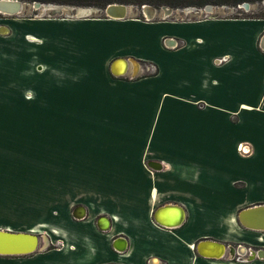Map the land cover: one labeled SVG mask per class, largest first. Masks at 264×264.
<instances>
[{
	"label": "crops",
	"instance_id": "obj_1",
	"mask_svg": "<svg viewBox=\"0 0 264 264\" xmlns=\"http://www.w3.org/2000/svg\"><path fill=\"white\" fill-rule=\"evenodd\" d=\"M168 16L0 13V230L40 236L0 264H264L196 249L264 243V17Z\"/></svg>",
	"mask_w": 264,
	"mask_h": 264
},
{
	"label": "water",
	"instance_id": "obj_2",
	"mask_svg": "<svg viewBox=\"0 0 264 264\" xmlns=\"http://www.w3.org/2000/svg\"><path fill=\"white\" fill-rule=\"evenodd\" d=\"M27 2L23 0H0V13H5V14H16L22 12V10L25 8ZM242 5L244 7H248L249 3L247 1H243ZM30 6L34 9L41 8L42 10H48L49 16L51 15L52 12H61L64 9H67L70 11V15H75V16H87L89 14L96 13L98 11H103L106 13V15L111 16V17H123L126 16L129 10V4L126 3H121V2H109L107 3L104 7H97V6H88V5H72V4H57V3H52V2H40V1H32ZM126 7V8H125ZM164 8L165 12H169L171 10V7L169 6H162ZM78 8H88V10L85 11H77ZM90 8V9H89ZM214 6L212 4H206L203 6V10L211 12L213 10ZM141 10L144 12V17L145 18H152L156 12V7H154L151 4L148 3H143L141 5ZM155 10V11H154ZM199 10V8L197 9ZM154 11V12H152ZM259 46L261 49L264 50V33L260 37L259 40ZM122 60L124 63H126V59L122 57H118V59H114L112 63L110 64V69L112 72L117 73V74H123L125 73V69L122 72H117L113 69L114 65L118 60ZM129 63L131 64L132 68V73L136 74L139 70L135 71V66L136 63L139 64L140 62L138 59L130 58ZM171 208L174 211H180L182 216H183V209L182 206L179 205H163L158 207L155 212H154V218L157 222H159L162 225H168L165 224L164 222L159 221L157 218V215H159L160 212L164 208ZM77 209V208H76ZM84 209V208H83ZM261 209L264 210V204H258V205H251L245 208H242L239 212V215L242 212L249 213L250 211ZM75 211V210H74ZM85 212V210H84ZM81 217V216H80ZM181 223V222H180ZM177 225V224H174ZM249 226V225H248ZM250 227H255V228H264V219L262 221H259L257 225H253ZM37 237L39 238L40 241V236L37 233H32V232H25V231H7V230H0V254H15V253H27L31 252L35 249L37 245ZM208 239L205 240H200L197 244V251L199 254L206 256V257H218V256H207L203 253H201L198 250V245L201 242H210L207 241ZM214 243H220L224 246L223 243L214 241ZM243 247V246H239ZM238 248V249H239ZM152 259V258H151ZM157 259L156 257L153 258V261Z\"/></svg>",
	"mask_w": 264,
	"mask_h": 264
},
{
	"label": "rangeland",
	"instance_id": "obj_3",
	"mask_svg": "<svg viewBox=\"0 0 264 264\" xmlns=\"http://www.w3.org/2000/svg\"><path fill=\"white\" fill-rule=\"evenodd\" d=\"M23 1H26V0H23ZM26 2H27V4H26L25 8L22 10V12L16 13V14H23V15H29V16H37V15L49 16L48 10H42L41 8L34 9L30 6V4H31L30 1H26ZM121 3H123V2H121ZM248 3H249L248 7H244V5H242V2L237 4L236 6H233L230 4L213 5L214 8L211 12L203 10V7H196V6H191V5L190 6H183V7H172V6L167 5V4H161L160 6L156 7V13L154 16H156V17H157V15L161 16L165 13L164 8L162 6L171 7V10L168 13L166 12V14H169L168 17H173V18L196 19V18H200L202 16H208V15L221 16V17H224V16H227V17H230V16L252 17V16H258V15L264 14V0L250 1ZM57 4H62V3H57ZM126 4H129V10L127 13L128 16H143L144 17V15H143L144 12L141 10V5H137L135 3H126ZM81 6H83V5H81ZM88 6H90V5H88ZM91 6H94V5H91ZM198 8H199V10H197ZM98 12L90 14V15H93V16H103L104 15L103 11H98ZM69 14H70V11L67 9H64L61 12H57V11L52 12L50 16L67 17ZM78 133H82V132H78ZM85 139H86V135H84V137L77 138V141L73 140V147L76 148L77 150H86L89 147V144H87V141H85ZM101 149H103V148H101ZM245 152L246 153L249 152L248 147H247V150ZM67 179H69L68 173H63V181L67 180ZM74 179H76V180L85 179V173L77 172L74 175ZM70 191L72 193H69V188L63 187V201H65V203L63 204L64 207H65L66 203L67 204L72 203L70 201V198H72L73 196H77L75 193L76 189H71ZM71 194L73 196H70ZM79 195H81V193H79ZM41 238H43V237H41ZM41 241H43V240H41ZM231 255H232V253L227 252L224 255V257L225 258H228V257L231 258Z\"/></svg>",
	"mask_w": 264,
	"mask_h": 264
},
{
	"label": "trees",
	"instance_id": "obj_4",
	"mask_svg": "<svg viewBox=\"0 0 264 264\" xmlns=\"http://www.w3.org/2000/svg\"><path fill=\"white\" fill-rule=\"evenodd\" d=\"M34 1V0H26ZM40 2H53V3H62V4H72V5H94L97 7H104L109 2H123V3H135L137 5H142L143 3H148L154 7H158L161 4H167L172 7H183V6H196L203 7L206 4L219 5V4H230L236 6L237 4L243 1H256V0H36ZM103 16H107L104 15ZM230 17H239V16H230ZM246 17V16H244ZM252 17H264V14Z\"/></svg>",
	"mask_w": 264,
	"mask_h": 264
},
{
	"label": "bare ground",
	"instance_id": "obj_5",
	"mask_svg": "<svg viewBox=\"0 0 264 264\" xmlns=\"http://www.w3.org/2000/svg\"><path fill=\"white\" fill-rule=\"evenodd\" d=\"M126 8V7H125ZM90 9V8H89ZM85 10H88V8L86 9V8H78L77 9V11H80V12H82V11H85ZM155 11V10H154ZM154 11H152V12H154ZM182 11V10H181ZM191 12V11H190ZM99 13V12H98ZM106 14V13H105ZM90 15V14H89ZM68 16H75V15H68ZM116 65V64H115ZM115 65H114V67H115ZM114 67H113V69H114ZM138 67H140L139 66V64H137L136 63V66H135V71H137L138 70ZM115 70V69H114ZM116 70L117 71H123L124 70V68L123 69H118V67L116 68ZM84 214V210L82 209L81 211H80V213H79V215L81 216V215H83ZM181 214V213H180ZM182 215V214H181ZM171 216V215H170ZM183 217H184V215L183 216H181V218L178 220V221H175V222H171V221H169V220H167L166 218V216H165V218L162 216V217H159V219L162 221V222H164L165 224H168V225H171V226H173L174 224H179L181 221H182V219H183ZM264 219V210H261V209H257V210H253V211H250L249 213H246V212H242L241 214H240V221L244 224V225H249V226H253V225H257L258 223H259V221H262ZM174 220H177V218H174ZM207 241H210V240H207ZM40 241H39V238L37 237V245H36V247H35V249L34 250H36L37 248H38V246H39V243ZM198 250L201 252V253H203V254H205V255H207V256H218V258H221L223 255H224V253H225V246H223L222 244H218V243H214V242H212V241H210V242H201L200 244H199V246H198ZM238 251L241 253V254H244L245 253V251H246V248L245 247H240L239 249H238ZM261 254L263 255L264 254V252H261ZM243 256V255H242ZM160 263V261H159V259L157 258V259H155L154 260V263L153 264H159Z\"/></svg>",
	"mask_w": 264,
	"mask_h": 264
},
{
	"label": "flooded vegetation",
	"instance_id": "obj_6",
	"mask_svg": "<svg viewBox=\"0 0 264 264\" xmlns=\"http://www.w3.org/2000/svg\"><path fill=\"white\" fill-rule=\"evenodd\" d=\"M260 204H264V203H260ZM255 205H258V204H255ZM243 208H245V207H243ZM237 219H239L238 215H237ZM240 225H242V224H240ZM245 226L249 227L251 231H253V230L256 231L257 230V231H261V232L264 233V228H255V227H250L248 225H245ZM205 239H208V238L199 239L198 242L200 240H205ZM208 240H210V239H208ZM210 241H212V240H210ZM214 241H218V242L223 243L224 246H225L226 253L227 252L232 253L231 259H233V260L251 261V260L255 259L256 257L264 258V254L263 255L261 254V252H264V243H262V242H259V241H246V240L226 241V240H219V239L218 240H214ZM198 242H197V244H198ZM197 244H196V249H197ZM239 246H243V247L246 248V251H245L244 254H241L238 251ZM153 258L154 257H152V261H153ZM210 258H212V257H210ZM215 258H218V257H215Z\"/></svg>",
	"mask_w": 264,
	"mask_h": 264
},
{
	"label": "built area",
	"instance_id": "obj_7",
	"mask_svg": "<svg viewBox=\"0 0 264 264\" xmlns=\"http://www.w3.org/2000/svg\"><path fill=\"white\" fill-rule=\"evenodd\" d=\"M148 19V18H147ZM140 67H144V71L145 72H154L156 70V67L153 63H143V66L140 65ZM139 67V68H140ZM146 69V70H145ZM124 74V73H123ZM132 76H135V74H132ZM238 148L241 152L243 153H246L245 151L247 150V145H242V144H239L238 145Z\"/></svg>",
	"mask_w": 264,
	"mask_h": 264
}]
</instances>
